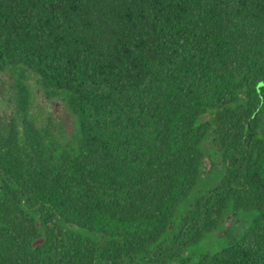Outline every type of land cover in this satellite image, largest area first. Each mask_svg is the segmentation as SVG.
<instances>
[{
  "label": "trees",
  "instance_id": "trees-1",
  "mask_svg": "<svg viewBox=\"0 0 264 264\" xmlns=\"http://www.w3.org/2000/svg\"><path fill=\"white\" fill-rule=\"evenodd\" d=\"M0 73V264H264V0H0Z\"/></svg>",
  "mask_w": 264,
  "mask_h": 264
},
{
  "label": "rangeland",
  "instance_id": "rangeland-1",
  "mask_svg": "<svg viewBox=\"0 0 264 264\" xmlns=\"http://www.w3.org/2000/svg\"><path fill=\"white\" fill-rule=\"evenodd\" d=\"M30 90L28 117L39 128H48L62 142L76 131V120L61 99L47 93L36 78L28 80ZM18 111V90L15 78L0 73V119L10 121ZM208 159L202 176L200 190L208 191L221 181L222 158L216 145L207 144Z\"/></svg>",
  "mask_w": 264,
  "mask_h": 264
}]
</instances>
